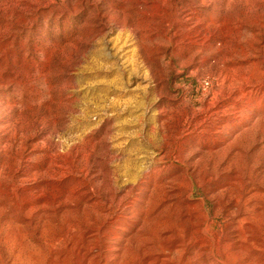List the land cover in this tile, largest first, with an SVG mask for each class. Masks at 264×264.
Masks as SVG:
<instances>
[{
  "label": "rangeland",
  "instance_id": "1",
  "mask_svg": "<svg viewBox=\"0 0 264 264\" xmlns=\"http://www.w3.org/2000/svg\"><path fill=\"white\" fill-rule=\"evenodd\" d=\"M263 214L264 0H0V264H264Z\"/></svg>",
  "mask_w": 264,
  "mask_h": 264
},
{
  "label": "bare ground",
  "instance_id": "2",
  "mask_svg": "<svg viewBox=\"0 0 264 264\" xmlns=\"http://www.w3.org/2000/svg\"><path fill=\"white\" fill-rule=\"evenodd\" d=\"M250 7H251V6H250ZM229 165H231V164H229ZM226 169H227V168H226ZM225 172H226V170H225ZM243 174H244V173H243ZM246 174H247V173H246ZM233 178H234V177H233ZM243 178H244V177H243ZM239 179H240V178H239ZM189 180H190V179H189ZM231 180H232V179H231ZM243 180H244V179H243ZM241 181H242V180H241ZM230 183H231V182H230ZM237 185H238V184H237ZM242 185H243V184H242ZM229 190H230V189H229ZM249 193H250V192H249ZM249 193H248V194H249ZM256 195H257V194H256ZM261 195H262V194H261ZM252 196H254V195H252ZM239 198H240V197H239ZM245 198H246V197H245ZM251 198H252V197H251ZM248 200H249V199H248ZM243 202H244V201H243ZM189 206H190V205H189ZM199 206H200V205H199ZM199 206H198V207H199ZM187 207H188V206H187ZM201 207H202V206H201ZM188 208H189V207H188ZM200 209H201V208H200ZM184 210H185V209H184ZM186 210H187V209H186ZM188 210H190V209H188ZM188 210H187V211H188ZM201 212H202V211H201ZM202 213H203V212H202ZM202 213H201V214H202ZM186 214H187V213H186ZM187 215H188V214H187ZM187 215H186V216H187ZM203 215H204V213H203ZM263 215H264V214H263ZM202 217H203V216H202ZM186 220H188V219H186ZM191 221H192V220H191ZM193 221H194V220H193ZM182 222H183V221H182ZM185 222H186V221H185ZM186 223H187V222H186ZM197 223H198V222H197ZM199 224H200V223H199ZM188 227H189V226H188ZM183 230H184V229H183ZM208 230H209V229H208ZM197 231H198V230H197ZM194 232H195V231H194ZM203 232H204V233H207V228H204V229L202 230V233H203ZM179 234H180V233H179ZM195 234H197V233H195ZM199 234H200V233H199ZM190 235H192V234H190ZM197 236H198V235H197ZM178 237H179V236H178ZM194 237H195V236H194ZM167 238L170 239V237H167ZM173 238H174V237H173ZM197 238H198V237H197ZM190 239H191V238H190ZM195 239H196V238H195ZM191 240H192V239H191ZM173 241H174V240H173ZM149 242H150V241H149ZM190 242H191V241H190ZM163 243H164V242H163ZM187 244H188V243H187ZM185 245H186V244H185ZM173 247H174V246H173ZM202 247H204V246H202ZM170 248H171V247H170ZM163 249H164V248H163ZM160 252H161V251H160ZM165 252H166V251H165ZM166 254H167V253H166ZM148 255H149V254H148ZM196 255H197V254H196ZM149 256H150V255H149ZM144 258H146V255H145ZM144 258H143V259H144ZM147 258H148V257H147ZM188 258H190V257H188ZM188 258H186V259L188 260ZM159 259H160V258H159ZM194 259H195V258H194ZM154 260H155V259H154ZM165 260H167V259H165ZM183 260H184V259H183ZM159 261H160V260H159ZM188 261H189V260H188ZM141 262H142V261H141ZM182 262H183V261H182ZM142 263H143V262H142ZM142 263H141V264H142ZM155 264H156V263H155Z\"/></svg>",
  "mask_w": 264,
  "mask_h": 264
}]
</instances>
